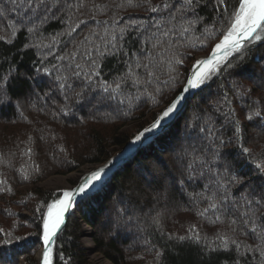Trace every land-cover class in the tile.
<instances>
[{
  "label": "snow or ice",
  "instance_id": "6c2138e0",
  "mask_svg": "<svg viewBox=\"0 0 264 264\" xmlns=\"http://www.w3.org/2000/svg\"><path fill=\"white\" fill-rule=\"evenodd\" d=\"M115 7L144 8L148 15L109 16L112 7L96 0H0V32L4 33L0 44L11 46L19 40L17 50L22 55L35 50L37 57L30 72L22 71L15 57L0 71V109L12 107L23 117L24 109L43 101L54 117H69L83 108L110 102L130 109L142 98L155 100L165 88L177 91L151 126L135 136L134 142H138L146 133L160 129L188 93L203 92L214 79L232 75L230 70L245 61L250 48L264 44V0H238V6H231V0H159L155 4L153 0H120ZM53 21L63 28L46 35ZM204 49H209L204 57L191 55ZM6 59L0 60V66ZM109 59L115 61V67L110 69L111 77L105 78ZM186 60L193 63L181 73ZM45 81L46 86H38ZM220 87L219 99L210 101L206 110L188 122L190 135L203 142L189 144L177 154L180 167L175 183L187 193L199 216L221 227L211 240L194 227L188 229L191 235L176 239L203 245L209 258L220 255L222 264H252L257 258L258 264H264V153L256 155L244 146L233 99L251 101L244 110L247 121L264 120V104L252 100V89L236 81L230 82V88L222 83ZM216 115L224 116V123L232 126V135L225 138L217 129ZM27 139L36 144L46 138ZM47 139L55 137L49 134ZM233 144L239 148V156L225 151ZM32 154L33 149L26 147L23 155L31 160ZM3 161L0 153V163ZM245 165L254 169L251 175L243 170ZM19 171L28 179L24 168ZM104 174L105 168L91 171L76 188L63 190L46 205V212L36 209L40 212L41 232L37 234L44 244L43 264H53L52 245L76 197L87 195ZM0 186V191H11L4 179ZM193 186L200 190L187 192ZM166 198V192L157 194V199ZM123 213L124 209H117L113 221L117 229L133 219ZM153 222L158 221L154 218ZM0 235L4 237L0 246L13 242L11 233L0 229ZM162 255L156 253V257Z\"/></svg>",
  "mask_w": 264,
  "mask_h": 264
},
{
  "label": "trees",
  "instance_id": "16d2710c",
  "mask_svg": "<svg viewBox=\"0 0 264 264\" xmlns=\"http://www.w3.org/2000/svg\"><path fill=\"white\" fill-rule=\"evenodd\" d=\"M96 2L112 7L109 16L118 14L127 19L130 13L132 18L148 15L144 8L123 10L115 7L120 0ZM158 2L153 0L154 4ZM231 6H238V0H231ZM98 19H108V16H98ZM62 28V24L53 21L47 26L46 35ZM0 35L4 33L0 32ZM19 44V40L11 46L0 44V60H4L5 56L7 58L0 66V71L6 69L14 57L21 64L22 71L32 70V62L37 59L35 50H28L22 55L17 50ZM208 52L209 49H204L193 51L191 55L198 58ZM192 63V60H186L179 71L185 73ZM113 67L115 61L109 59L105 78L111 77L110 69ZM230 72L232 75L225 73L210 82L205 91L196 90L174 128L157 142L154 141L151 148L141 149L132 164L108 177L87 195L53 244V264H92L80 243L83 226L93 230L94 253L110 264H222V257L213 255L209 258L203 251V245L176 239L178 236L191 235L188 229L194 227L211 240L221 226L211 224L210 218L199 216L189 196L175 180L180 167L177 154L189 144L203 142L201 138L190 135L188 122L194 114L206 110L210 101L219 99L223 91L221 83L225 88H230V82L236 81L252 89V100L264 104V44L250 48L245 61ZM38 86H46V81ZM176 95L177 91L165 88L162 95H156L155 100L142 98L130 109L110 102L83 108L69 117H54L43 101H35L34 107L24 109L23 117L12 107L0 109V153L4 155V161L0 163V179L6 180L11 188L9 192L0 191V229L11 233L13 237L11 244L0 246V264H37L36 255L41 247L42 236L37 234L41 228L40 212L36 209L46 212V205L62 193L43 191L35 186L54 176H68L83 167L101 164L108 158L109 150L127 147L140 131L150 127L160 115L159 109L167 106ZM250 102L247 98L233 99V107L241 120L244 146L260 155L264 153V120L244 119V110ZM147 118L149 121L146 126H139L135 134L121 133L126 126ZM215 119L217 129L225 138L232 135V126L224 123L223 115H216ZM49 134L55 140L49 141ZM40 135L46 139L36 144L29 143L28 137L37 139ZM187 139L195 141L187 144ZM26 147L33 149L31 160L23 155ZM60 148L65 151L61 152ZM225 151L234 157L240 155L239 148L234 144ZM21 168L25 169L28 179L21 175ZM243 170L250 175L254 171L251 165H245ZM253 180H256L255 176ZM28 187L34 189L26 190ZM193 188L200 190L193 186L187 192H192ZM162 192L167 193V198L157 199V194ZM117 209H124L125 217H133L132 221L119 229L113 226ZM154 218L157 223L153 222ZM3 239L0 235V245ZM248 242L251 243L250 240ZM157 252L163 255L156 257ZM252 264H258V258L253 259Z\"/></svg>",
  "mask_w": 264,
  "mask_h": 264
},
{
  "label": "water",
  "instance_id": "95a60500",
  "mask_svg": "<svg viewBox=\"0 0 264 264\" xmlns=\"http://www.w3.org/2000/svg\"><path fill=\"white\" fill-rule=\"evenodd\" d=\"M202 57H204V56H202ZM195 92H196V90H193L187 94L186 100L182 102L178 111L176 113H174L171 117H169L165 122H163V126L160 129H157L154 132L147 133L145 135V138L142 139L141 141H138V142L132 141L127 147L123 148L122 151L120 153H118L116 156L112 157L110 160H108L106 163L99 166L98 168L93 169V170H98L100 168H105V174L102 176V179L95 185V187H97L101 183V181L106 180L108 177L115 175L117 172H119L122 169H124L125 167H127L128 162L136 156V153L138 151H140L141 149H144L146 146H150L151 144L154 143V141L156 139H159L165 133H167L172 128H174L176 126V124L181 120L182 116L184 115L186 108L188 106V103L193 98ZM93 170H91V171H93ZM91 171L86 173L85 175H83L72 189L76 188L78 183H82L83 180L87 176L90 175ZM92 190H90L88 192V194ZM87 195H84V196L78 195L76 197V204L74 207L70 208L66 212L64 225L62 226L60 232L57 233V236L55 237V241L60 236V234L62 233L64 228L66 227L69 218L76 212L79 205L85 201V198L87 197ZM52 247H53V245H52ZM43 252H44V244H43V240L41 239V247H40V250L36 256L37 264H43V260H42Z\"/></svg>",
  "mask_w": 264,
  "mask_h": 264
},
{
  "label": "rangeland",
  "instance_id": "374dc122",
  "mask_svg": "<svg viewBox=\"0 0 264 264\" xmlns=\"http://www.w3.org/2000/svg\"><path fill=\"white\" fill-rule=\"evenodd\" d=\"M202 56H205V55H202ZM202 56H200V57H202ZM200 57H198V58H200ZM166 107L167 106H163L162 108L159 109L158 112L161 114L162 111ZM148 121H149V119L147 118L146 120H144L140 123H133L131 125H128L121 131V133L125 134V135H129V134L131 135L133 133L135 134L138 127L142 126L143 124H145V126H146ZM191 141H195V140L194 139H191V140L187 139L186 143L188 144ZM121 151H122L121 148L111 149V150H109L108 158L105 159L101 164L83 167L82 169H80V170H78V171H76V172H74L68 176H54V177L48 179L47 181L43 182L42 184L35 186L34 188L40 189L43 191L61 192V193L63 190H68L70 188L72 189L76 185V183L79 181L78 179L80 176L82 177L83 175L90 172L91 170L96 169L99 166L103 165L104 163H106L112 157L116 156ZM34 188L28 187L26 190H30V189H34ZM80 243H81L82 247L87 251V255H88L89 260L92 264H110L101 255L94 253L95 249H94V243H93V230H91L90 228H88L86 226H83V232L81 235ZM87 243H90L92 245V247L87 248L86 247ZM20 264H25V263H20Z\"/></svg>",
  "mask_w": 264,
  "mask_h": 264
},
{
  "label": "bare ground",
  "instance_id": "6f19581e",
  "mask_svg": "<svg viewBox=\"0 0 264 264\" xmlns=\"http://www.w3.org/2000/svg\"><path fill=\"white\" fill-rule=\"evenodd\" d=\"M162 139H163V138H162ZM162 139H161V140H162ZM157 140H158V139H156L155 141L157 142ZM146 148H151V147H150V146H146ZM146 148H145V149H146ZM139 152H140V151H138V152L136 153V156H135L136 158H137ZM135 157H134V158H135ZM134 158H132V159L128 162L129 165L132 164V162L134 161ZM125 168H126V167H125ZM80 178H81V176L79 177V179H80ZM79 179H78V180H79ZM103 181H105V180H103ZM103 181H101V182H103ZM70 189H71V188H70ZM68 190H69V189H68ZM86 247H87V248H90V247H92V245H91L90 243H87Z\"/></svg>",
  "mask_w": 264,
  "mask_h": 264
}]
</instances>
